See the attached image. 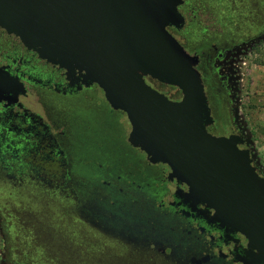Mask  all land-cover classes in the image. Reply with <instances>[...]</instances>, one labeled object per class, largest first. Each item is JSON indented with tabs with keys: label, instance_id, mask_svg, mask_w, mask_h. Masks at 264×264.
<instances>
[{
	"label": "rangeland",
	"instance_id": "rangeland-1",
	"mask_svg": "<svg viewBox=\"0 0 264 264\" xmlns=\"http://www.w3.org/2000/svg\"><path fill=\"white\" fill-rule=\"evenodd\" d=\"M186 1L181 11L188 23L172 33L188 53L210 51L213 45L234 46L239 52L233 63V91H224L216 79L206 81L213 117L220 125L215 131L229 123L234 108L254 161L264 172V0ZM169 96L181 97L177 91ZM22 101L50 126L67 166L30 160L11 170L0 165V264H197L201 260L200 244L194 245L185 226L169 222L129 182L110 179L106 185L97 180L99 171L94 168L99 170L102 164L134 175L147 170V163L124 156L131 126L124 113L110 112L102 91L95 88L75 98L32 91ZM110 186L129 195V211L140 214L146 224H132L109 209Z\"/></svg>",
	"mask_w": 264,
	"mask_h": 264
},
{
	"label": "water",
	"instance_id": "water-1",
	"mask_svg": "<svg viewBox=\"0 0 264 264\" xmlns=\"http://www.w3.org/2000/svg\"><path fill=\"white\" fill-rule=\"evenodd\" d=\"M184 3L0 0V29L68 76L80 74L86 87L98 86L110 107L126 115L131 146L187 186L181 204L216 225L222 240L245 238L240 264H264V174L244 132H209L215 120L198 59L169 32L185 27ZM3 74L10 77L0 69V89L10 86ZM147 79L177 88L182 98L171 100ZM20 93L0 91V102Z\"/></svg>",
	"mask_w": 264,
	"mask_h": 264
},
{
	"label": "flooded vegetation",
	"instance_id": "flooded-vegetation-1",
	"mask_svg": "<svg viewBox=\"0 0 264 264\" xmlns=\"http://www.w3.org/2000/svg\"><path fill=\"white\" fill-rule=\"evenodd\" d=\"M184 2L180 12L185 18L186 27L188 20L181 10L188 4L186 0ZM172 31H180L175 28L169 29V32L177 38ZM190 54L198 59L197 69L202 76L206 93V81L209 79H216L224 91L230 93L234 90L232 70L236 68L233 63L239 55L236 47L219 49L213 45L210 51L196 50ZM0 69L10 76L3 74L10 86L0 89V91H25L24 94L10 96V101L0 102V165L11 170L22 160H30L32 163L38 161L55 163L57 161L61 163L62 168H66L67 163L61 159L63 152L55 146L56 139L51 133L50 126L44 122L42 117L33 113L22 100L28 98L32 91L48 92L63 98H75L86 91H93L95 88L97 91L102 90L96 85L86 87L83 77L78 73L68 76L66 71L40 60L34 52L23 46L18 38L9 35L2 29H0ZM147 82L155 90L165 91L161 93L166 94L169 98L171 91H177L181 97L173 101H179L182 98V94L177 88L151 79H147ZM230 103L232 104V102ZM108 106L111 113L120 112L114 111L109 104ZM210 108L213 116L212 107ZM230 112L232 118L228 124L222 125V130L219 132L215 131L220 126L219 122L213 117L215 123L209 128L211 134L217 137L242 135L243 131L234 113V108H231ZM124 156L134 163H147V170L134 175L128 174L126 170L118 168L116 165L107 169L102 164L99 165V170L94 168L99 171L98 174H95L97 180H102L106 185L110 179H116L124 184L129 182L128 184L133 189L143 193L152 202L153 207L155 206L157 210L167 215L169 222L179 221L182 223L186 228V233L193 237L194 245L200 244L201 252L198 256L201 260L196 261L197 264H203L202 260L207 264H240L238 261L247 248L245 238L239 234H231L226 235L222 240L215 233L219 231L216 225H209L202 216L183 206L178 197L182 193L186 194L188 188L184 184L178 185L176 180L169 179L171 170L168 166L151 164L141 150L131 146L129 135L127 151L124 152ZM260 170L263 172L261 168ZM88 172V175L94 174L91 171ZM109 191L113 197V205L109 206V209L115 211L113 213L126 218L132 224L139 226L146 224L140 214H132L129 211L131 202L129 195H124L120 190L111 186ZM180 241L185 245L186 241L182 239Z\"/></svg>",
	"mask_w": 264,
	"mask_h": 264
}]
</instances>
